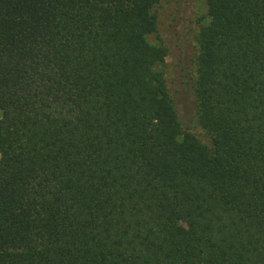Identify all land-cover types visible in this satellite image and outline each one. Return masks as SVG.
Returning <instances> with one entry per match:
<instances>
[{
  "label": "trees",
  "instance_id": "obj_1",
  "mask_svg": "<svg viewBox=\"0 0 264 264\" xmlns=\"http://www.w3.org/2000/svg\"><path fill=\"white\" fill-rule=\"evenodd\" d=\"M160 1L0 0V264H264V0Z\"/></svg>",
  "mask_w": 264,
  "mask_h": 264
},
{
  "label": "rangeland",
  "instance_id": "obj_2",
  "mask_svg": "<svg viewBox=\"0 0 264 264\" xmlns=\"http://www.w3.org/2000/svg\"><path fill=\"white\" fill-rule=\"evenodd\" d=\"M156 21V31L147 36V42L166 49L162 63L154 69L164 73L167 79L176 75L177 62L183 61L191 52L192 34L199 26L208 22L204 0H161L152 8ZM192 108L177 106V112L183 119L190 117ZM176 235L186 233V225L177 222L173 225Z\"/></svg>",
  "mask_w": 264,
  "mask_h": 264
}]
</instances>
